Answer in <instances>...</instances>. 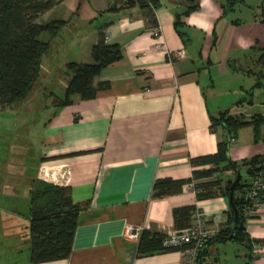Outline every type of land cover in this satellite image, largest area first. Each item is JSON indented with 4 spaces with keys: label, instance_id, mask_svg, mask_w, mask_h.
<instances>
[{
    "label": "crops",
    "instance_id": "obj_1",
    "mask_svg": "<svg viewBox=\"0 0 264 264\" xmlns=\"http://www.w3.org/2000/svg\"><path fill=\"white\" fill-rule=\"evenodd\" d=\"M112 1L60 0L37 18L65 20L55 35L45 32L42 38L50 42L41 70L45 78L67 60L91 61V46L100 30L108 42L120 45L122 56L94 77V83L107 85L92 98L73 94L59 107L50 100L37 106L27 98L0 107V147L17 141L22 127L25 134L18 141L31 157L32 175L67 185L72 200L82 206L69 255L29 262L26 204L0 200V264H181L179 249L137 255L138 235L127 236V226L138 233L177 230L173 207L191 203L211 228L233 223L228 196L199 199L192 183L179 192L153 196L151 185L156 177L190 176L191 156L216 151L217 140L227 131L221 123L211 126V116L225 111L249 118L256 113L231 112L219 101L212 104L209 96L216 91L212 69L218 75L238 71L255 55L256 63L263 62L262 12L241 19L229 17L223 0H195L197 7L189 10L194 0H159L153 7L157 25H151L138 5L107 9ZM238 3L233 0L230 9L235 11ZM176 13L186 39L174 26ZM257 81L264 89L259 77L251 87H257ZM50 90L43 92L48 95ZM39 107L46 116L35 117ZM260 125L257 140L251 125L237 130L229 142L232 159L264 153ZM231 172L223 175L233 176ZM243 225L246 236L260 242V250L252 255L241 241L246 250L230 251L231 264H264V200ZM220 246H226V240L211 241L202 263L216 262Z\"/></svg>",
    "mask_w": 264,
    "mask_h": 264
},
{
    "label": "trees",
    "instance_id": "obj_2",
    "mask_svg": "<svg viewBox=\"0 0 264 264\" xmlns=\"http://www.w3.org/2000/svg\"><path fill=\"white\" fill-rule=\"evenodd\" d=\"M60 0H0V107L14 105L21 100H33V92L41 78L43 58L49 51L50 42L39 37L42 32L55 35L65 23L62 19H51L38 22L37 18L47 9ZM195 1V0H194ZM230 4L233 0H229ZM159 0H113L107 9H116L122 6L138 5L147 15L151 25H157L153 7ZM224 10L227 4L222 1ZM195 1L187 8L197 7ZM186 9V10H187ZM187 10V11H188ZM264 21V12H262ZM179 14L176 13L174 26L179 35L185 38ZM102 25L99 29H102ZM91 61L80 62L67 60L64 62L68 77L65 81L63 93L60 95L54 89L48 93L53 107L65 105L71 101L73 94L80 98H92L97 90L106 82L94 83V77L99 74L106 64L122 56L121 47L116 42H108L106 34L100 30L96 41L91 46ZM264 62V48L260 54ZM260 81H257V85ZM43 92V91H42ZM264 92V89H263ZM264 120L260 112L253 113L249 118L243 114H231L225 111L217 116H211V126L221 123L227 133L224 138L217 140V149L214 152L191 156L193 165L191 175L174 178L170 176L156 177L151 185V195L158 196L179 192L186 183H192L196 197L207 198L223 194L228 196L229 186L236 171L240 173L233 191V202L239 210V222L219 228L217 232L207 238L198 254L199 264L202 263L208 244L213 241H225L229 234L244 241L251 248L250 238L246 236L243 222L246 218L242 204L244 189L253 177L264 171V153H256L240 160L229 156V142L240 127L251 125L254 130V140L259 136V125ZM22 127H19L18 131ZM16 135L15 142L0 147V200L21 202L26 209L21 212L28 218V260L41 262L67 257L71 251L78 213L81 205L75 203L67 185L54 183L32 175V160L19 145L25 134ZM10 135V134H9ZM231 170L233 176L225 177L223 173ZM264 200V197H262ZM23 206V205H22ZM197 210L194 203L175 206L172 209L174 226L177 229L189 225L193 213ZM229 222L234 215L228 210ZM249 216V215H248ZM247 216V217H248ZM241 223V225L239 224ZM166 233L143 229L139 231L137 255L182 249L189 246L188 242L180 245H165L163 239Z\"/></svg>",
    "mask_w": 264,
    "mask_h": 264
},
{
    "label": "rangeland",
    "instance_id": "obj_3",
    "mask_svg": "<svg viewBox=\"0 0 264 264\" xmlns=\"http://www.w3.org/2000/svg\"><path fill=\"white\" fill-rule=\"evenodd\" d=\"M227 4V14L229 17H239L246 18L254 14L255 12H264V0H239L236 4L235 11L231 10V4L229 0H223ZM261 15V14H260ZM46 33L42 32L39 37L43 38ZM253 54V53H252ZM251 54V55H252ZM257 55L253 56L250 61L244 62V65H239L238 71L228 70L226 74L218 75L214 69H212V78L215 84V93L209 96L212 104L216 101L230 107L231 112L236 109L238 113L240 112H264V102H262L263 97V87L258 85L257 87H251L256 79H261L264 84V62L256 63ZM242 62V61H241ZM247 63V64H246ZM65 67L62 65H55L51 68V72L47 73L45 78L44 72L42 71L40 81L37 86L40 87L38 96L33 98V102L38 106L50 100L49 96L42 92L46 89H54L57 93L62 95L63 88L65 86ZM261 71L262 75H257ZM258 76V77H257ZM205 78V77H202ZM204 83H208L209 80H202ZM234 89V90H233ZM245 99L244 103H236L238 99ZM248 99V100H247ZM252 99L251 101H249ZM251 103H249V102ZM40 108V107H39ZM37 109L35 113L36 118H41L46 116L45 113L41 112V108ZM39 110V111H38ZM260 131L264 132V122L260 125ZM23 130H19L22 133ZM12 134V133H11ZM232 173V172H231ZM229 239V240H228ZM226 240V246H220L219 251L216 253L217 261L213 264H231V252L233 250H246L243 247L240 239L238 238H228ZM213 256V255H212Z\"/></svg>",
    "mask_w": 264,
    "mask_h": 264
},
{
    "label": "built area",
    "instance_id": "obj_4",
    "mask_svg": "<svg viewBox=\"0 0 264 264\" xmlns=\"http://www.w3.org/2000/svg\"><path fill=\"white\" fill-rule=\"evenodd\" d=\"M244 194L242 209L247 217L253 212L254 208L263 201L264 171H261L258 175L253 177L251 182L245 187ZM216 232L217 230L211 228L206 222L205 216L200 211L196 210L193 213L191 222L188 226L166 233L163 239V244L180 245L183 242H188V247L180 249L183 253L181 264H199L198 254L200 250L203 248L207 238ZM138 234L139 233L136 230L131 229V226H127V236L133 237ZM260 246L261 244L259 241L252 240V255L258 253Z\"/></svg>",
    "mask_w": 264,
    "mask_h": 264
},
{
    "label": "water",
    "instance_id": "obj_5",
    "mask_svg": "<svg viewBox=\"0 0 264 264\" xmlns=\"http://www.w3.org/2000/svg\"><path fill=\"white\" fill-rule=\"evenodd\" d=\"M239 176H240V173L237 170L232 182L230 183L229 191H228V201H229L230 209L232 210L233 215H234V219H233L234 223L239 222V210L233 202V191H234V187H235L237 181L239 180ZM239 224L241 225V223H239ZM233 234L234 233L229 234V238H232Z\"/></svg>",
    "mask_w": 264,
    "mask_h": 264
}]
</instances>
